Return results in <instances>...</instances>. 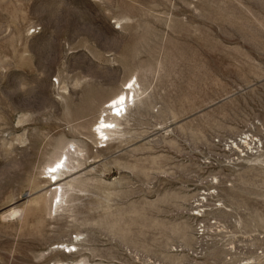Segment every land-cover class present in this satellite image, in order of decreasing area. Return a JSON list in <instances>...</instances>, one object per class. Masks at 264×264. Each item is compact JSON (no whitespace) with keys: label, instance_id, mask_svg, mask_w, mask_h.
<instances>
[{"label":"rangeland","instance_id":"1","mask_svg":"<svg viewBox=\"0 0 264 264\" xmlns=\"http://www.w3.org/2000/svg\"><path fill=\"white\" fill-rule=\"evenodd\" d=\"M61 141L80 184L56 212ZM58 261L264 264V0H0V264Z\"/></svg>","mask_w":264,"mask_h":264},{"label":"bare ground","instance_id":"2","mask_svg":"<svg viewBox=\"0 0 264 264\" xmlns=\"http://www.w3.org/2000/svg\"><path fill=\"white\" fill-rule=\"evenodd\" d=\"M128 84H129L128 89H122L121 91L116 92L115 94L108 97L105 104L106 105L110 104V105L108 107H106L105 110L102 111L103 113L98 117L97 121L93 124V126L91 128L92 134L94 133L93 128L97 127L96 131L99 133V135H101L103 137V139H105V140L107 139L106 142L107 141L108 142L107 143L105 142L107 144L106 148H108V146L110 144H112L113 142H116L117 147H121L128 142V140H127L128 132H127V129L124 127L130 126V115L133 112V110L137 109L138 105L141 102L140 101L141 97L143 95H145V93H146V91H144L141 88L140 83H139L137 78H136L135 82H133V79H130L129 81H127L124 84V86L127 87ZM130 98H132V100H133L132 102H130ZM106 109H108V110H106ZM109 111L113 112V114L111 113L112 117L114 118L113 120H110L111 118L106 119L105 117H103V115L105 113L108 114ZM109 115H110V113H109ZM118 116H121V120H118V118H117ZM94 136H96V135H94ZM95 139H96V141L99 142L98 138L95 137ZM101 143H103V142H101ZM245 143L247 144L248 141L246 140ZM66 146L67 145L64 143V141H61L59 143V149L62 150L63 152L60 151V153L57 154V157L54 158L49 164H47V169H49V171H51L49 174L52 178H54L53 181L56 184H52L47 179L43 180V182H42L45 185H47V184L50 185L48 187L49 189L46 188V191L44 193L45 196L51 192L52 189H50V187H53V186L56 187L55 192L53 191L54 196H52L53 201L51 202V208H50L51 211H53L54 200L59 198V204L58 205L56 204V206H57L56 212H59L60 210L61 211H69V208H70L69 204L71 202H73L76 199V197H78V191H77L76 186L78 184H80V182L77 183V180H72L71 182H66L67 179H69V177L70 178L72 177V175H70L69 177H66V178L64 177L65 172L69 173L68 172L69 170L75 171V170L79 169V167H80V165L78 167L70 166L71 162L75 158L71 157L70 154L69 155L64 154V153H66L65 152L66 149H68V147H66ZM72 146L74 147V145H72ZM82 152H83L82 148H80V147L75 148L74 153L79 154ZM69 153H71V150H69ZM62 155L66 158L65 161H63L64 157ZM61 177H62V179H61L62 181L58 182V180ZM73 191H74L75 196H72L71 198L66 200L67 196ZM79 192H80V190H79ZM51 195L52 194H50V196ZM47 197H48V195H47ZM21 212H23V211L20 210V206H14L11 210H9V212H8L9 214H7V216H9V217L15 216ZM195 215H197V214H195ZM56 264H85V263H83V262L68 263L65 261H58Z\"/></svg>","mask_w":264,"mask_h":264},{"label":"built area","instance_id":"3","mask_svg":"<svg viewBox=\"0 0 264 264\" xmlns=\"http://www.w3.org/2000/svg\"><path fill=\"white\" fill-rule=\"evenodd\" d=\"M243 157H245V155H240V158H243ZM231 161L233 160V157H230L229 158ZM237 160V159H236ZM195 214H198L197 216H194V217H197V218H201L202 217V211L201 212H198V213H195ZM194 214V215H195ZM201 228H202V226H200ZM69 249V248H68ZM72 251H69V252H67L68 254L69 253H71Z\"/></svg>","mask_w":264,"mask_h":264}]
</instances>
